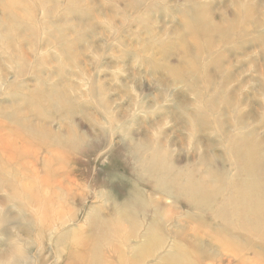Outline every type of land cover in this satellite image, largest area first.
I'll return each mask as SVG.
<instances>
[{
	"label": "bare ground",
	"instance_id": "obj_1",
	"mask_svg": "<svg viewBox=\"0 0 264 264\" xmlns=\"http://www.w3.org/2000/svg\"><path fill=\"white\" fill-rule=\"evenodd\" d=\"M10 1L7 8L8 2L0 0V55L7 62V68L0 62V117L5 119L0 120V147L10 158L0 157V187L7 191L1 206L14 204L27 218L19 228L33 236L42 252L49 244L54 260L42 255L31 261L28 245L16 239L8 252L0 249V264H203L218 260L209 247L219 244L231 252L233 263L264 260V157L253 136L236 121L241 135L223 139L227 164L197 146L194 154L175 158L168 142L143 119L112 108L96 75L75 70L81 67L80 47L95 29L93 20L101 17L88 0H34L42 9L40 17L31 0ZM108 1L124 12V0ZM241 13L248 16L245 7ZM210 18L202 14L197 20L208 23ZM240 22L242 16L224 28L240 33ZM125 25L123 19L122 27L108 31L121 47ZM221 26L194 32L210 34L209 48L210 36ZM140 47L135 54L141 57ZM82 97L93 106L74 109L73 102ZM216 112L212 118H188L190 137L204 127L221 130ZM76 114L88 130L70 122ZM99 143L103 149L94 154ZM84 151L98 159H121L124 166L108 167L104 178L95 172L101 187L89 194L80 192L79 170L69 162ZM78 219L84 223L77 225Z\"/></svg>",
	"mask_w": 264,
	"mask_h": 264
},
{
	"label": "rangeland",
	"instance_id": "obj_2",
	"mask_svg": "<svg viewBox=\"0 0 264 264\" xmlns=\"http://www.w3.org/2000/svg\"><path fill=\"white\" fill-rule=\"evenodd\" d=\"M10 2L5 0L3 3L10 8ZM31 2L33 13L40 17L41 7L34 0ZM133 3L139 5L138 9L131 7ZM88 7L93 8L101 17L93 20L95 29L88 32L86 43L80 47L78 61L81 67H75V70L83 69L97 76L100 81L98 84L104 88L106 99L110 100L114 110L121 109L123 114H134L131 116L143 119V124L152 133L158 132L160 139L168 142L175 158L194 154L197 146L200 153L212 152L219 157V161L227 164L223 139L231 134L241 135L236 132V121L259 143L261 157H264V0H124L120 3L124 12L117 11L114 2L88 0ZM244 7L248 16L241 13ZM202 14L211 16L208 23L204 19L202 23L197 20L198 15ZM241 16L243 22H240V33L224 28L232 22L240 21ZM123 19L127 29L120 33L119 38L123 40L124 51L115 36L108 33L113 25L122 27ZM216 23L222 26L219 32L210 36L211 47L208 48L207 36L210 34L201 31L198 36L194 31L199 30L196 29L198 27H210ZM36 26L39 30L38 22ZM137 42L142 46L139 48L141 57L135 54ZM150 42H154L155 46L147 48ZM39 44L38 39L37 46ZM1 57V65L7 68V62ZM95 60L98 65L94 63ZM73 80L74 83L78 82L76 77ZM80 104L93 106L91 99L82 97L73 102L74 109H79ZM212 110L217 111L215 115L221 123L224 136H221L219 128L212 126L201 128L194 138L190 137L188 118L201 114L212 118ZM76 115L74 120L69 118L72 119L70 122L80 131L88 130L84 118L80 114ZM0 120L5 119L0 117ZM20 133L17 134L22 137L23 133ZM139 134L135 133L136 136ZM20 138L17 141H21ZM182 139L185 140L184 144L180 143ZM97 145L94 154L104 146L103 143ZM84 152L80 158L69 161L79 170L81 193L89 194L94 187H101V184H96L102 180L94 177L96 173L101 172L104 178L108 167L119 170L124 167L121 159L113 162V159H98ZM7 155L0 147V157L9 160ZM23 180L26 182L25 178ZM41 182L39 178L36 190H41ZM159 196L156 195V198ZM6 197L7 191L0 187L2 252H8L17 239L28 245L31 261L39 260L42 255L49 262L53 261L54 255L49 244H46L42 252L41 247L32 239L33 236L19 228L22 227L20 223H25L27 218L18 214L14 204L1 206ZM88 202H91V197ZM68 211L66 208L65 214ZM79 220L75 223L82 225L84 221ZM257 244L260 250L262 246ZM209 251L216 254L218 260H207L203 264H240L233 263L231 252H224L222 244L213 249L209 247ZM262 256L263 253H259V257ZM252 264H264V260Z\"/></svg>",
	"mask_w": 264,
	"mask_h": 264
}]
</instances>
